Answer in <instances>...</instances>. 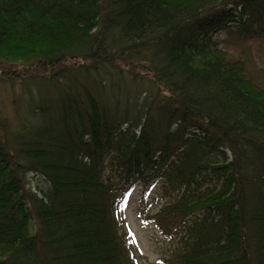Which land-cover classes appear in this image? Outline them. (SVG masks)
I'll list each match as a JSON object with an SVG mask.
<instances>
[{
	"label": "trees",
	"instance_id": "obj_1",
	"mask_svg": "<svg viewBox=\"0 0 264 264\" xmlns=\"http://www.w3.org/2000/svg\"><path fill=\"white\" fill-rule=\"evenodd\" d=\"M223 32L264 39V0H0V264H136L139 184L165 264H264V86Z\"/></svg>",
	"mask_w": 264,
	"mask_h": 264
},
{
	"label": "rangeland",
	"instance_id": "obj_2",
	"mask_svg": "<svg viewBox=\"0 0 264 264\" xmlns=\"http://www.w3.org/2000/svg\"><path fill=\"white\" fill-rule=\"evenodd\" d=\"M222 48L231 58L246 60L248 68L257 80L264 86V39L254 38L240 40L227 35L225 32L218 35ZM18 70H21L18 68ZM141 92L140 98L146 96V89L142 86L134 88ZM21 84L12 86L0 82V106L7 116L15 114L18 98L23 97ZM27 188L34 191L47 193L49 185L42 178L31 173L27 176ZM145 188L141 184L136 185L128 196L126 203L119 209L118 213L123 221V233L128 236V244L133 249L136 264H165L176 243L165 239L154 224H146L141 216V197ZM161 187L158 181L154 182L148 192V201L153 212H157L165 203L160 196ZM33 225V222H32Z\"/></svg>",
	"mask_w": 264,
	"mask_h": 264
}]
</instances>
